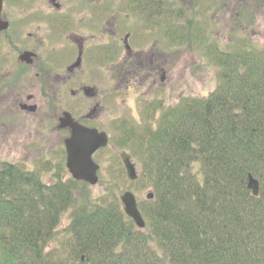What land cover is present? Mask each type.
Listing matches in <instances>:
<instances>
[{"label":"trees","instance_id":"obj_1","mask_svg":"<svg viewBox=\"0 0 264 264\" xmlns=\"http://www.w3.org/2000/svg\"><path fill=\"white\" fill-rule=\"evenodd\" d=\"M219 59L213 94L183 101L155 129H128L118 142L154 193L141 204L145 231L117 198L92 199L83 183H43L3 163L0 264H264V54ZM249 174L260 185L256 198L246 189ZM69 208L64 239L56 240Z\"/></svg>","mask_w":264,"mask_h":264},{"label":"flooded vegetation","instance_id":"obj_2","mask_svg":"<svg viewBox=\"0 0 264 264\" xmlns=\"http://www.w3.org/2000/svg\"><path fill=\"white\" fill-rule=\"evenodd\" d=\"M0 1V144L13 147L21 144L22 122L33 123L29 135L40 127L35 136L42 143L46 124L63 142L70 132L57 123L65 114L101 131L100 116L106 107H116L119 89L145 88L161 75L158 53L165 47L166 28L207 38L202 42L213 47L218 45L214 25L207 21L206 29L201 25L197 31L198 20L226 15L245 32L246 18L264 16V0ZM103 83L110 93L100 89Z\"/></svg>","mask_w":264,"mask_h":264},{"label":"rangeland","instance_id":"obj_3","mask_svg":"<svg viewBox=\"0 0 264 264\" xmlns=\"http://www.w3.org/2000/svg\"><path fill=\"white\" fill-rule=\"evenodd\" d=\"M227 18L226 15L222 18L216 16L214 21L212 20L214 24L211 20H198L200 21L198 28L201 29L200 26L202 25L206 29L207 21L211 24V27L214 25L213 41L219 45L223 54L245 53L251 51V49H256V53L263 52L264 54V16L257 17L254 20L246 18L245 32L240 31L238 21ZM192 22L194 23L192 25L195 26L196 22ZM117 25L120 28L122 27L120 22ZM227 28L232 29L230 31ZM197 31L199 30L197 29ZM169 33L182 43L177 46V43H174V40L167 36L168 40L165 43L164 50L158 54L164 62L162 74L155 80L150 78L147 81L149 84L145 88L136 84V87L132 85L129 91L124 88L119 89L115 96L116 107L110 109L111 106L107 105L108 107L100 116L101 121H99L97 128L107 133L110 144L109 148L102 152L100 158L99 182L96 186L89 188L92 199L101 196H105L108 200L118 199L124 192H130L136 197L141 210V204L145 201V196L151 192V189L148 182L141 181L140 178L137 182L130 184L127 182L125 174H119L118 154L120 152L130 153L133 157L132 160L134 163L136 162L135 164L139 168L138 159L136 156L134 158L129 147L118 145V142L122 139V132L125 129H133L135 133L140 134L144 127L154 128L156 125L151 121L155 119L156 115L153 116L151 112L146 116L147 113L145 112L146 106L151 103L161 101L162 108H171L180 100L182 102L204 97L212 92L217 85L220 66L217 64L216 58L219 53L211 52V50L200 51V48L196 47L198 43L187 40L184 32L171 31ZM118 34L122 36L124 33L118 32ZM206 34L207 32L204 31L203 36ZM209 44H212V42H209ZM100 89L103 92L110 93L107 84L100 85ZM31 124L33 125V123L26 124L22 122L19 125L18 129L22 134L19 147H13L7 142L3 145L0 144V163L5 162L22 166L39 176L43 183L52 182V180L57 179L55 177L57 175H61L63 179H66L68 175L61 172V170H64L65 159L62 142L57 141L54 131L53 133L48 132L47 124L41 130V136L44 137L45 143L40 142L35 136V132L39 133L40 127L33 129V134L29 135L28 126ZM197 169L198 165H194L195 172ZM137 171L140 177V169ZM198 176L200 177V175ZM71 211L72 208H69L61 217L57 227L56 240L64 239L62 230L69 222ZM52 243L50 242L51 246H53Z\"/></svg>","mask_w":264,"mask_h":264},{"label":"water","instance_id":"obj_4","mask_svg":"<svg viewBox=\"0 0 264 264\" xmlns=\"http://www.w3.org/2000/svg\"><path fill=\"white\" fill-rule=\"evenodd\" d=\"M66 126L71 128V136L64 143L67 153L66 167L74 180L83 181L89 185H95L97 182L95 176L97 167L92 163L91 156L97 149L105 147L107 138L104 134H97L95 131L79 127L71 121L62 120L61 127ZM121 159L126 170L127 178L130 181H135L137 175L134 165L130 162V158L122 154ZM246 187L251 191L252 196H258L259 184L251 175L248 176ZM146 198L148 200L152 199V194H148ZM120 201L123 204L125 215L130 218L139 229L144 228V223L137 211L133 195L124 193L120 197Z\"/></svg>","mask_w":264,"mask_h":264}]
</instances>
